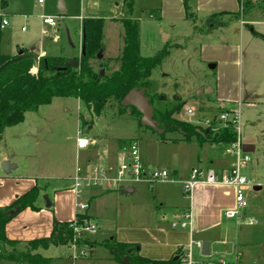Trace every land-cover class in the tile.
I'll return each instance as SVG.
<instances>
[{"label":"rangeland","instance_id":"obj_1","mask_svg":"<svg viewBox=\"0 0 264 264\" xmlns=\"http://www.w3.org/2000/svg\"><path fill=\"white\" fill-rule=\"evenodd\" d=\"M7 1L11 26L0 32L4 55L15 54L25 46L26 49L35 48L37 53L43 51L50 57L80 59L81 19L98 18L104 20L105 52L102 60L95 59L91 64L95 71H100V65L105 64L108 68L105 74L120 68L116 59L124 48V30L119 20L112 19H120L123 14L122 7L116 5L121 0H47L44 7L38 5V0ZM60 1L67 5L66 13H60ZM132 2L128 3L125 16L140 23L141 55L154 57L166 46L171 52L163 65L154 71L152 85L147 91L151 98L158 95L154 97V109L180 104V111L174 117L187 122V108L197 107L204 116L210 117V112L218 110L217 98L223 99L227 110L240 111L243 137L257 140V150L250 154L251 162L244 167L242 174L263 189L248 193L249 208L244 223L238 226L235 220L226 219V211L222 213L220 227L212 222L209 225L204 223L205 217L214 220L221 208L226 209L234 201L233 193L222 189L219 192L221 203L213 201L198 207V218L200 216L207 227L202 229L204 233L201 235L195 232L193 241L203 239L211 244L213 252L224 254L227 251L231 258L239 257L244 264H264V0H242L245 6L241 5V17L238 20L229 16L219 18L217 22L228 26L217 27L209 34H206L205 24L208 19L193 16L189 19L191 26L175 23L171 29L166 23L160 24L155 11L160 0H135V7ZM152 10L155 11L153 18L150 16ZM45 16L54 17L56 26L45 25ZM160 27L173 35L172 40L164 41L165 46ZM212 66H216L215 69H211ZM32 73L36 75V67ZM203 88H210L212 92L201 96L199 92ZM78 132L81 137L96 140L98 149L111 146L126 155L130 144L137 142L145 163L172 173L177 170L182 176L190 174L194 168L215 169L210 162L229 164L232 161L226 155L227 146L223 144L210 145L197 137L186 141L178 132H169L162 138L159 133L141 125V115L133 108L111 102L98 117L77 99L56 98L51 105L27 113L22 124L3 134L0 153L17 169L5 175L0 164L1 210H8L18 197L35 187L43 190L52 201L60 191H70L66 187L69 186L67 176L75 173ZM81 151L83 163L89 150ZM200 161L205 163L202 165ZM151 187L140 183L136 195L126 196L136 199L140 210L149 214L141 226L159 227L162 217L168 213L172 216L190 208L191 202L184 198L183 189L169 192L171 200L162 202L157 192L164 186ZM71 189L73 191V184ZM88 200L86 193L82 201ZM73 201L75 206V198L68 194L64 196L66 206ZM195 214L197 217L194 208ZM56 218L55 208H49L45 196H40L33 207L24 209L9 221L6 234L8 228L10 236L22 243L18 249L24 250V244L52 235ZM250 219L257 223L249 225ZM171 220L167 218L168 222ZM103 236L99 229L88 240L105 242L107 239ZM84 250L87 252V248L74 251L69 245H63L40 250L38 254L51 259L52 264H119L111 260L112 252L105 247H97L92 257H82ZM194 252L198 255L196 249Z\"/></svg>","mask_w":264,"mask_h":264},{"label":"trees","instance_id":"obj_2","mask_svg":"<svg viewBox=\"0 0 264 264\" xmlns=\"http://www.w3.org/2000/svg\"><path fill=\"white\" fill-rule=\"evenodd\" d=\"M132 1L130 0L129 3L133 4ZM239 1L244 7L245 3L242 0ZM6 6V0H1L0 8ZM224 16L238 20L241 17V12L210 16L205 23L206 34L211 33L217 27L228 26L226 23L217 22ZM191 17L193 15L189 13L188 18ZM119 21L124 30V48L121 56L117 59L120 68L111 74L101 76V70L95 71L91 64L93 60L97 59L100 51H104V20L95 18L85 19L82 23V47H85V55L81 54L80 59H76L79 61L77 69L66 66L68 58L44 57L40 58L36 75L32 73L33 68L36 67V63L32 59L14 62L0 74V142L7 129L24 122L27 113L37 112L41 107L51 105L56 98L77 99L96 116L101 117L103 110L111 102L118 103L122 107V100L134 88L145 89L146 96L150 97L147 91L152 85L153 73L171 55L170 48L164 47L154 57H143L140 51L141 26L139 21L132 17H126ZM12 59L13 57L2 54L0 44V67ZM100 67L106 72L108 71L105 64H101ZM154 97L156 98L158 95H154ZM154 97H150L151 105L154 102ZM180 108L181 105L178 104L172 108L166 106L163 109H154L156 121L161 124V129L165 130L162 138L169 132H178L186 141L197 137L201 142H207L210 145H229L237 140L232 124L217 132H212L176 119L174 116L180 111ZM218 110L224 111L225 109L218 107ZM40 192V189L35 187L27 194L18 197L8 210L0 209V264L1 262L52 264L51 259L38 254V251L69 245L72 241L73 231L70 228L72 222L65 224L55 222L50 237L30 241L24 244L26 246L24 250L18 249V246L22 245L21 242L8 239L6 227L9 221L24 209L33 207ZM9 212L13 213L12 216H8ZM83 244L89 247L95 246V243L90 240ZM102 246L112 252L113 260L119 264H181L179 259L177 261L174 259L169 261L146 259L137 254L136 245H123L108 240ZM130 250L133 252L130 253Z\"/></svg>","mask_w":264,"mask_h":264},{"label":"crops","instance_id":"obj_3","mask_svg":"<svg viewBox=\"0 0 264 264\" xmlns=\"http://www.w3.org/2000/svg\"><path fill=\"white\" fill-rule=\"evenodd\" d=\"M133 1H134V7H135L136 6L135 0ZM6 2H7V6L2 9L6 11V15L8 16V19L10 21V17L7 11L9 3L7 0ZM128 3H129V0H121L119 4H116L118 7L120 6L122 7L123 14L120 19L113 18L112 20L118 21V20H121L127 17L125 15L127 13V9L129 8ZM64 7L66 9L65 11L66 13L68 9L67 5H64ZM156 9L157 10L155 11H157L156 13L160 17V24L166 23L169 25V28L172 29L173 27H175L176 25L175 23H182V24H185V26L187 25L191 26L190 20L188 18L189 13L201 19L203 18L208 19L210 16L215 15V14H220V13H239L241 11V2L239 0H160L159 7ZM155 11L152 10L151 15H150L151 18H153L152 14ZM85 19L86 18L81 19V22L83 23ZM95 19H98V18H95ZM244 24L249 25V23H246V22H244ZM254 24L255 23H253V25ZM10 26H11V21H10L9 27ZM23 29L25 28H22V31ZM159 29H160L159 31L162 36L161 40L163 44H164V41L167 39L172 40L173 35L171 33L166 32L163 29V27H160ZM174 37L175 39H177V36H174ZM28 47H32V46L29 45ZM22 49L25 50L26 52L28 51V53H30L31 50H34V53L39 58L50 57L43 51L37 53L35 48H30V49L27 48L28 49L27 50L25 46H23ZM104 52H105V49H104ZM5 56L14 58L17 56V52L15 54L5 55ZM201 90L205 91L207 89L203 88ZM202 95L204 94H201V96ZM217 100L219 101L218 107H220L221 109L227 110V105L223 101V99L217 98ZM212 113L213 112H210L209 114H212ZM90 129H92V127ZM91 141H92V144L90 148L88 149L89 151H87V154L84 155L86 157L83 163L81 162V152L82 151L78 149V145L76 143L75 172H76L77 167H81L84 170H89L91 167L97 166V167H104L111 172L110 174H114V172L123 163L126 154H124L123 151H120L117 149L115 150V148L111 146H105V147L103 146L98 149L96 148L97 146H99L98 142L96 140H91ZM255 141H256L255 142V152H256L257 140L255 139ZM5 161H9L8 158L5 155H1L0 153V164ZM142 162L147 167H153L151 164L145 163L143 159H142ZM204 163H205L204 161H200V164L203 165ZM231 163L232 161L229 164L228 162H210V166L212 168L215 167L217 171H220V170L228 169ZM173 171H174L173 173L175 176V182L163 183V184L159 183V184L153 185L152 187L149 185L151 189H154L156 185L164 186L162 189L159 188L160 190L158 189L159 192H157L158 197L162 198V202H168L169 200H171L170 196L168 195L169 192H180V190L183 189V183L189 177V174L182 176L178 174L177 170H173ZM74 176H75V173L73 176L71 175L67 176V179L69 178L68 179L69 186H66V187H68L70 191H67L66 193L60 191L58 194H56L55 200L53 201L49 198V196H46V193L43 190H40L41 191L40 196L42 197L45 196V198H47L48 207L55 208V215L57 217L56 221L61 224L73 222L78 215L76 204L74 206V201L70 202L67 206L64 204V196L66 194L71 195L72 198L73 199L75 198V201H76L75 193H73L71 189ZM142 184H146V183H142ZM138 185L140 184L126 183V184H123L118 190L110 191L106 189H93L89 191L87 193V198L89 199L88 200L89 209L87 211V215L95 222V224L97 225L98 231L100 229V232L103 233L104 235L103 237L107 239V240L105 239L106 241L111 240V241H115L118 244H123V245H136L139 255L144 258H148L150 260L169 261V260L174 259L175 257H178L179 251L183 247L187 246L189 242L194 239L195 234H196L195 232L201 235V233H204V230L202 229L207 227L206 225H209L210 222L214 223L216 227H220L222 220H223L222 213L224 211L227 212L235 208V194L236 193H235L234 188L228 187V186H198L194 191L193 199L190 203L191 205L190 207L192 208L193 216H194L193 228L191 231L190 230L178 231V230H174L171 228L170 222L175 220V218L179 215L177 213H175L172 216L171 215L169 216V213H168L167 214L168 216L166 215V217H162L161 226L159 227L146 228L145 226H141V223L144 220H146V217H148L149 214H145L144 212L140 210V208L137 205L136 199H131V197H126V196L136 195L137 192H139ZM60 189H63V188H60ZM125 189H133V192L129 194H124L123 190ZM222 189L223 190L225 189L228 192L231 191L234 196V201L226 209L221 208L220 212H218V215L213 217L214 220L210 216L205 217L204 223L206 225H204L203 221H201L200 216L198 218V214H199L198 207L201 205H205L208 202L211 203L213 201H216V202L219 201V203H221L219 192ZM215 205H217V203ZM194 208L195 210L197 209V217H196V214L194 215ZM167 218L172 219V220L168 222ZM98 224H100L101 226ZM48 230L49 231L51 230L50 225H49ZM53 230H54V225L52 227V231ZM10 233H11V230L7 228L8 239L11 241H15L10 236ZM50 236H44V238H47ZM91 241L95 243L94 247H90V256L92 257L97 247H103L102 244L104 243V241L100 242L98 240H92V239ZM200 241L207 242L203 239H200ZM111 260H113L112 253H111Z\"/></svg>","mask_w":264,"mask_h":264},{"label":"built area","instance_id":"obj_4","mask_svg":"<svg viewBox=\"0 0 264 264\" xmlns=\"http://www.w3.org/2000/svg\"><path fill=\"white\" fill-rule=\"evenodd\" d=\"M47 0H38V4L43 7ZM45 25L55 27L57 22L54 17L45 16L43 18ZM10 21L4 9L0 8V31L8 28ZM25 31V29H23ZM187 122L193 126L202 129L217 132L221 128L234 127L237 140L226 145V155L232 159L228 169L217 171L215 169L194 168L189 174L188 179L183 183V195L188 201H192L193 193L198 186H228L235 189V208L227 211L226 219L235 220L239 226L245 221V212L249 208L248 193L254 191L256 184L242 174V170L251 162L250 154L243 151V135L241 129L240 111L237 110H217L210 117L204 116L203 112L197 107L187 108ZM81 132L77 135V145L79 150H88L92 141L88 138L81 137ZM104 167H91L84 170L77 167L73 178V191L76 197V208L78 215L72 222L70 228L73 231V239L69 246L74 251L80 248H87L81 254L82 257H89L90 247L83 243L88 240L90 235H96L98 232L97 225L87 215L89 209L88 201H82L85 194L93 189L118 190L123 184H140L147 183L150 186L159 183L175 182L174 173L167 170H160L153 167H147L143 164L139 144L133 142L130 144L129 151L124 158L121 166L114 172ZM193 211L192 208L186 209L180 213L170 225L171 228L178 231H188L193 228ZM254 219L248 221L249 225H255ZM204 241H193L183 247L178 257L181 264H244L239 257L231 258L227 251L224 254L213 252L210 246L209 255L204 254ZM224 245H226L224 243ZM195 249L198 255L195 254ZM78 259V256H74Z\"/></svg>","mask_w":264,"mask_h":264},{"label":"water","instance_id":"obj_5","mask_svg":"<svg viewBox=\"0 0 264 264\" xmlns=\"http://www.w3.org/2000/svg\"><path fill=\"white\" fill-rule=\"evenodd\" d=\"M59 11L60 13H65L66 9L64 7V4L62 1H60L59 5ZM166 37V36H165ZM81 54L85 55V47L83 46L81 49ZM104 56V51H100L98 54L97 59L102 60ZM24 59H32L36 63V67L39 64L40 58L34 53V50H31L30 53H27L23 49H18L17 56L14 57L12 60L6 62L3 66L0 67V74L12 63L18 62ZM67 67H72L74 69H77L79 67V61L75 59H69L67 64ZM216 66L210 67L211 69H215ZM105 69H101V76L105 75ZM209 94L211 93V89L207 90H201L199 92V95L201 94ZM121 106L124 108H133L135 109L140 115H141V125L147 128L152 129L153 131L159 133L160 135H163L165 133L164 129H161V124L156 121L155 114H154V108L151 105V100L149 97L146 96V90L145 89H138L134 88L131 90L125 98L121 102ZM255 139L254 138H244L243 139V151L246 154H253L255 152ZM14 169H16V166L14 164H11L9 161H5L1 163V170L5 175H9ZM262 190V187L256 186L254 188L255 192H259ZM133 192V189H125L123 190L124 194H129ZM47 199V198H46ZM12 212L8 213V216H12ZM210 243L205 242L204 243V254L209 255L210 251ZM138 250V249H137ZM130 253L133 252V250L129 251ZM179 257H175L174 261H177Z\"/></svg>","mask_w":264,"mask_h":264}]
</instances>
